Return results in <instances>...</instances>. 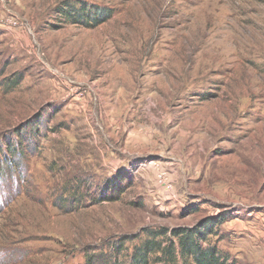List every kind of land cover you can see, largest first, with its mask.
Wrapping results in <instances>:
<instances>
[{"label": "rangeland", "instance_id": "rangeland-1", "mask_svg": "<svg viewBox=\"0 0 264 264\" xmlns=\"http://www.w3.org/2000/svg\"><path fill=\"white\" fill-rule=\"evenodd\" d=\"M263 3L0 0V142L33 137L0 154V264H85L131 235L127 264L143 228L207 217L228 263L264 264ZM79 4L104 20L64 17Z\"/></svg>", "mask_w": 264, "mask_h": 264}, {"label": "trees", "instance_id": "trees-1", "mask_svg": "<svg viewBox=\"0 0 264 264\" xmlns=\"http://www.w3.org/2000/svg\"><path fill=\"white\" fill-rule=\"evenodd\" d=\"M62 14L65 18H73L75 19L74 21L87 26L98 25L104 20L103 17L100 18L103 15L101 8L92 7L91 5L86 8L82 4L69 5L67 8H63ZM36 121L31 123L34 132L37 130L36 124H39V120ZM16 137L13 145L12 141L6 136H1L0 154H4L5 151L11 153L8 159L12 158V161L17 164L19 163L15 160L17 152L20 153L23 144L27 145V143L32 142L30 140L33 137L21 135L20 131L17 132ZM3 146L4 150L2 151ZM127 178L128 172L117 173V175L100 186L101 188L92 195L90 200L115 201L119 199L120 195L129 186V184H124ZM72 194H75V192ZM69 201L75 202L74 199ZM222 222L216 217H207L188 227L160 228L158 230L145 227L142 229L143 238H139L142 234H133L132 241L134 243L129 246L130 256H128L127 264H236L235 261L228 263V254H225L210 239V235L216 233L217 225ZM130 238L131 235L120 237L106 244L105 247H109L108 251H105V248H100L97 251L95 250L97 246H95L96 248L89 247L87 251L89 249H94L95 251L86 254L85 264H123L120 262L119 254L123 253V245Z\"/></svg>", "mask_w": 264, "mask_h": 264}, {"label": "bare ground", "instance_id": "bare-ground-1", "mask_svg": "<svg viewBox=\"0 0 264 264\" xmlns=\"http://www.w3.org/2000/svg\"><path fill=\"white\" fill-rule=\"evenodd\" d=\"M258 3H259V2H258ZM260 4H261V3H260ZM263 4H264V3H263ZM254 8H255V9H254ZM254 8H252V10H253L255 13H257V15L259 14V16H262V15L264 16V6H263V7L261 6V8H257V7H254ZM250 12H251V11H250ZM255 13H254V14H255ZM250 15H251V14H250ZM250 20H251V19H250ZM258 23H259V22H258ZM257 26H259V25L257 24ZM261 26L264 27V25H260V27H261ZM258 28H259V27H258ZM263 29H264V28H263ZM263 29H262V30H263ZM262 30H261V31H262Z\"/></svg>", "mask_w": 264, "mask_h": 264}]
</instances>
